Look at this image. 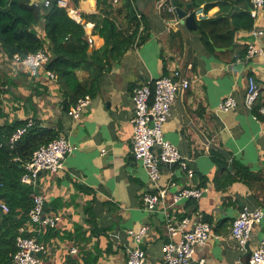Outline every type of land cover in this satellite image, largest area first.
I'll return each instance as SVG.
<instances>
[{"label":"crops","instance_id":"1","mask_svg":"<svg viewBox=\"0 0 264 264\" xmlns=\"http://www.w3.org/2000/svg\"><path fill=\"white\" fill-rule=\"evenodd\" d=\"M109 1L118 27L128 25L125 15L116 10L123 0ZM83 2H88L87 7ZM131 2L144 19L147 36L140 42L136 38L120 60L99 76L90 104L78 118L63 110L57 77L48 76L41 67L20 69L0 49V67L4 68L0 80L12 82L4 85L7 89L0 96L8 112L0 123L31 118L56 129L58 136L75 146L62 170L41 171L33 187L34 193L44 196L45 212L60 215L55 226L39 232L46 246L41 262L126 264L134 246L131 231L147 225L140 246L146 264H159L168 238L167 216L179 220L200 213L210 222L212 233L206 244L195 248L190 264H197L202 256L208 264H249L251 250L264 239V215L244 250L231 234V223L243 205L261 207L264 212V113L260 112L264 107V53L246 57L249 43L264 48V8L256 19L247 15L249 0ZM173 2L195 12L196 26L186 35L177 25L174 10H168ZM76 8L90 50L99 48L104 38L94 31L95 21L82 17L100 14L97 0H79ZM37 27L43 33V22ZM254 27L262 28L263 34L255 37ZM175 69L190 83L177 92L163 134L186 157L193 175L188 176L178 164H164L154 184L131 153L132 91ZM251 74L260 93L250 110L243 96ZM227 96H233L237 105L222 110L219 102ZM212 148L225 157V166L216 161ZM234 166L255 175L247 181L233 178ZM183 187L200 188L202 194L175 200ZM159 189L164 196L152 210L147 209L142 194Z\"/></svg>","mask_w":264,"mask_h":264},{"label":"built area","instance_id":"2","mask_svg":"<svg viewBox=\"0 0 264 264\" xmlns=\"http://www.w3.org/2000/svg\"><path fill=\"white\" fill-rule=\"evenodd\" d=\"M119 0H112L116 4ZM132 1V0H131ZM59 5H65L68 14L76 21L81 18L76 6L68 4L67 0H57ZM250 15L258 18L264 8V0H250ZM45 5L49 0L44 1ZM173 11V6H168ZM141 20L142 16L136 12ZM264 20V18H263ZM142 29V23L139 30ZM252 34L257 37L263 34L262 28H252ZM264 53L263 46L251 42L246 49V57H253ZM49 60V54L44 49L29 52L26 55L14 53L10 61L20 69H35L44 66ZM50 77L56 75L46 70ZM190 79L180 69L173 70L170 74H163L153 80L151 84L142 83L133 88V114L131 117L132 140L131 153L146 168L150 180L155 184L160 177L161 168L164 164H178L185 169L188 176L193 175V170L188 167L186 157L181 154L179 148L164 137L163 126L171 113V106L175 101L179 90L189 86ZM260 93V88L254 75H248L247 89L243 96V104L247 109H252ZM90 104V97L84 96L72 104L68 113L73 118H78L84 108ZM237 105L233 96H227L219 102V108L229 110ZM264 113V107L260 108ZM255 116V115H254ZM33 119L28 118L22 126L16 127L10 134L8 142L12 147L15 142L33 125ZM75 146L66 137L60 135L46 144H41L33 151L27 162L24 163V171L21 181L34 187L41 171L51 173L64 168V160ZM17 159V157H15ZM202 190L197 187H183L175 195V200L181 198H199ZM164 196L163 190L144 192L142 200L144 206L152 210ZM2 212L9 210L8 205L0 199ZM264 215L261 207L243 205L231 223V234L236 238L240 249L244 250L249 242L254 227L261 221ZM30 227L21 226L15 238L16 249L10 264H42L40 254L46 252L44 243L39 242L36 236L29 234L31 231H39L44 226H55L60 219L59 214H47L45 212V199L42 194L34 193L31 208L28 211ZM148 226L143 225L138 231H131L134 246L128 253L126 264H146V254L140 246L143 235ZM168 238L162 245V260L159 264H190L195 248L207 243L212 233L210 222L205 220L200 213L194 217L186 215L179 220H174L168 215L166 219ZM75 251V248H72ZM249 264H264V239L253 248L248 256ZM197 264H208L202 256Z\"/></svg>","mask_w":264,"mask_h":264},{"label":"trees","instance_id":"3","mask_svg":"<svg viewBox=\"0 0 264 264\" xmlns=\"http://www.w3.org/2000/svg\"><path fill=\"white\" fill-rule=\"evenodd\" d=\"M67 1L68 4L77 6L79 0ZM97 7L104 15L101 12L82 15L95 21L94 31L104 38L102 46L90 50L83 25L71 17L66 6L59 5L57 0H49L48 5L33 0H0V49L9 60L14 53L24 56L44 49L49 54V60L41 68L56 75L65 111L79 98L92 96L99 76L120 60L136 38L140 42L147 36L143 32L144 19L137 17L131 0H123L121 7L116 9L125 15L128 23L121 28L116 23L114 8L109 0H97ZM247 15L250 16L249 12ZM42 22L43 33L37 27ZM141 23L143 27L140 31ZM200 31L203 34V24L200 25ZM204 43L207 41L204 40ZM11 83V80H0V96L7 89L4 85ZM7 113L0 98V119L7 116ZM25 123L26 119L5 120L0 123V199L9 207L5 213L0 208V264L11 263L18 229L29 220L28 211L34 191L31 185L21 181L23 165L41 144L58 137L56 129L41 126L34 121L11 147L8 142L11 132ZM211 150L216 161L225 166V157L215 148ZM234 168L233 178L247 181L249 176L255 175L245 167ZM49 228L52 227L44 226L29 234L43 243L38 236L41 231L43 233Z\"/></svg>","mask_w":264,"mask_h":264},{"label":"water","instance_id":"4","mask_svg":"<svg viewBox=\"0 0 264 264\" xmlns=\"http://www.w3.org/2000/svg\"><path fill=\"white\" fill-rule=\"evenodd\" d=\"M35 2L39 1L40 4H43L44 0H33ZM173 7H174V12L177 16L178 22L177 25L179 28L185 33H186L194 28L196 26V18H195V12H187L186 9H181L176 6V3L173 2ZM191 4L187 5V8H190ZM187 199V198H181V200Z\"/></svg>","mask_w":264,"mask_h":264},{"label":"rangeland","instance_id":"5","mask_svg":"<svg viewBox=\"0 0 264 264\" xmlns=\"http://www.w3.org/2000/svg\"><path fill=\"white\" fill-rule=\"evenodd\" d=\"M1 68L2 67H0V76L2 75V71H3L2 69H4V68H2V69ZM19 73H21V72L19 71Z\"/></svg>","mask_w":264,"mask_h":264},{"label":"bare ground","instance_id":"6","mask_svg":"<svg viewBox=\"0 0 264 264\" xmlns=\"http://www.w3.org/2000/svg\"><path fill=\"white\" fill-rule=\"evenodd\" d=\"M89 1H92V0H89ZM85 5H86V7H87V4H88V2H83Z\"/></svg>","mask_w":264,"mask_h":264}]
</instances>
